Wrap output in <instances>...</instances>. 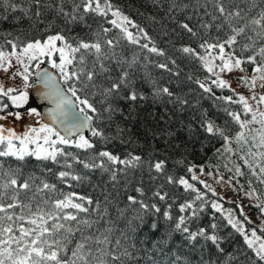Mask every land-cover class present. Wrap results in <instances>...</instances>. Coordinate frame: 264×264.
Masks as SVG:
<instances>
[{
  "label": "snow or ice",
  "instance_id": "obj_1",
  "mask_svg": "<svg viewBox=\"0 0 264 264\" xmlns=\"http://www.w3.org/2000/svg\"><path fill=\"white\" fill-rule=\"evenodd\" d=\"M33 3L39 8L41 0H33ZM10 8L12 12L17 11L15 5H10ZM112 9L113 5L109 0H73L70 11H65L61 6L56 12L69 24L87 27H91L87 24L91 16L104 17L111 12L115 19L109 20L108 23L119 29L123 39L138 45L140 49H146L149 53L165 57L166 62L156 66L172 72L170 65H175V75H179V59L187 58L199 62L208 76L204 81H196L198 87L209 95L218 111L229 117L224 125H221L216 122L218 117L213 113L203 112L200 116V127L206 134L205 138L222 141L223 152L232 153L233 149L229 145L233 140L237 144L248 143V136L242 131L247 130L249 134L258 133V139L257 135L251 136L253 147L264 149V46L257 50L256 41L246 32V29L251 28L256 36L264 41V11L258 14V18L246 20L243 26L232 27V34L223 39L217 38L215 42H209L200 38L196 47L176 48L179 55L172 58L153 44L143 28L122 15L119 10ZM20 11L27 17L25 9L21 8ZM218 11L221 15L225 14L222 5L218 6ZM35 15L39 17L41 13L36 11ZM234 17L245 20L241 11L229 12L226 19L231 20ZM3 19L7 20L8 17L4 16ZM129 26L137 29L139 35L129 31ZM179 27L191 38H198L197 31L188 23L179 24ZM109 31V28L101 27L96 33L98 39L89 42L78 34L67 37L61 30L48 35L43 41L28 42L19 47V51L18 44L12 40L6 39L0 44V72L7 74L12 80L16 77L22 80V85H6L0 82V113H4L0 115V121L9 116H14L16 120L22 119V113H13L9 111L10 107L23 109L31 116L41 115L36 108H25L29 104L27 89L34 86L29 83L32 75L29 67L32 61L43 63L41 58L47 57L50 67L59 73V77L47 69L37 73L40 84L46 89L42 96L53 105L47 113L52 125L41 124L39 128H30L23 135H17L13 130L0 125V158L11 157L22 162L27 157H34L38 161L46 162L44 171L69 189L82 184L88 178L87 174H78L74 166H80L87 172L100 170L102 173H108L115 186L119 184L118 176L127 177L129 169L142 170L146 165L150 179L163 177L165 183L146 189L141 182L139 186H133L130 192L126 190L124 206L118 208V217L124 218L127 231L135 232L147 228L153 236L159 234V239L153 247L158 248L161 253L166 249L171 251L168 245L177 235L192 247L199 245L202 240L205 244L210 243L223 251L215 233L217 223H210L207 227L200 226L195 230L191 227V224L199 219L200 213L210 207L224 215L227 223L244 235L243 225L240 220L234 218L232 210L225 214L220 203L216 200L209 201V193L212 197H218L219 194L211 183L202 178L211 175V172H206L205 165L178 161L184 168V174L179 175L168 169L167 159H148L132 153L122 159L99 147L115 139L104 129L111 125L116 114L124 119L129 118L124 116L120 102L123 101L131 110L137 101L147 99L137 90L138 82L135 77L139 69L136 67V58L133 57L129 61L117 55L114 49L119 44L120 37L104 38ZM242 36L252 41L244 45L251 53L247 57L237 55L234 47L239 43L238 37ZM141 38L148 42L141 43ZM5 44L10 46V51L5 50ZM53 57H58V62ZM89 57L92 59L89 60ZM106 59L113 61L116 67L106 66L103 63ZM13 62L20 65L23 71L16 69L10 72V69L14 68ZM40 63H37V68ZM234 71L238 73L235 86L232 77L225 75ZM111 72H114L115 76L110 75ZM101 75L109 81L107 85L97 82ZM148 81L152 83L154 97L166 96L171 102L182 106L188 103L187 100L176 96L170 87L160 86L156 81H152L151 77ZM242 87L248 89L247 94L240 91ZM80 93H83V96ZM230 105H238L240 110H231ZM242 116L248 118L242 119ZM232 124L237 125L238 129H231L229 126ZM253 124H258L259 129L251 128L250 125ZM85 129L90 132V137L84 135ZM116 129L119 134L126 131L119 125ZM229 131H234V136L227 134ZM68 149L78 151L72 152ZM216 151L221 152V149ZM247 156L252 158V163L256 164L260 175L264 176V152H252L249 149ZM241 159L252 168L248 159L244 156H241ZM48 163L56 165L57 170L48 167ZM235 172L237 176L242 175L239 166L235 168ZM153 173L156 175H152ZM253 175H256L254 170ZM71 181L76 183H70ZM215 182L227 183L223 181V177ZM261 183H264V179H261ZM166 185H171L174 189L180 188L184 193L192 195L177 205L169 191L164 190ZM105 201L111 203L107 196ZM174 207L178 208L176 215H173ZM257 207L261 214H264V206ZM99 208V201L94 202L90 195H81L75 191L65 192L57 183L37 177L34 173L25 175L19 166L9 165L5 168V160L0 159V264H124L122 257L135 259L127 248L118 253L115 249L109 251L96 247L111 243L109 236L114 228V223L110 222V226L104 228L103 232H100L99 227L96 228L100 236L91 231L103 219V216L96 220L91 219L92 213ZM81 213L85 215L81 216ZM239 213L245 221L252 223L242 208ZM104 215H107L106 210ZM122 234L126 235L123 231ZM251 235L255 239L245 236L246 243L249 248H253L256 257L264 262V241L254 247L260 238L255 231ZM115 244L120 246L121 241L116 240ZM152 264H155V260Z\"/></svg>",
  "mask_w": 264,
  "mask_h": 264
},
{
  "label": "trees",
  "instance_id": "obj_2",
  "mask_svg": "<svg viewBox=\"0 0 264 264\" xmlns=\"http://www.w3.org/2000/svg\"><path fill=\"white\" fill-rule=\"evenodd\" d=\"M109 2L113 5L112 11L119 10L122 15L128 16L133 23L148 33L157 48L162 49L166 56L172 58L179 55L176 48L182 46L196 47L200 38L207 39L209 42H215L217 38L223 39L226 35L232 34V27L243 26L246 20L258 18V14L264 11V0H109ZM10 5H15L17 11L12 12ZM219 5L225 8L224 15L218 11ZM61 6L65 11H70L73 7V0H41L39 8H36L33 0H0V44H3L6 39L12 40L18 44L17 50L19 51V47L24 44L34 40L42 41L48 35L61 30H63L62 34L67 37L78 34L85 41L93 42L98 39L96 33L100 31L101 27L109 28L110 31L104 38L120 37L119 44L114 49L117 55L129 61L133 57L136 58V67L139 69L135 77L138 82L137 90L147 99L137 101L131 110L121 101L120 105L124 109V116L129 118L124 119L121 115L116 114L111 125L104 129L108 135L115 137V139L107 145L101 144L99 147L111 151L122 159L127 158L129 153L141 155L148 159H167L168 169L179 175L184 174V168L177 163L178 161L183 160L185 164L191 162L197 165H205L206 172H211L207 181L213 185L217 192L219 189L215 181L218 180V175V177H223V180H230L233 187L237 188V192L248 191L257 197L255 202H250L249 209L244 211L245 215L249 213L254 214V216L262 215L257 205L259 204L258 199L264 201V183H261L264 176L260 175L259 168L256 167L255 163H252V158L247 156L249 149L252 152H264V149L253 147L251 136L257 135L258 139V133L249 134L247 130H242L248 136V143L237 144L233 140L229 145L233 149L232 153L223 152L222 141L205 138L206 134L200 127V116L203 112L213 113L215 117H218L216 122L221 125H224L225 120L229 117L224 112L218 111L214 107V101L198 87L196 81H204L205 77L208 76L199 62L187 58L179 59V75L174 74L177 71L175 65H170L172 72L159 69L156 65L166 62L165 57L149 53L146 49H140L138 45L130 44L126 39H123V34L120 33L119 29L108 23L109 20L113 19L110 12L104 17L93 15L88 18L87 24L91 27L76 26L67 23L63 17L57 15L56 9ZM21 8L27 11V17L20 11ZM36 11L41 13L39 17L35 15ZM234 11H241L245 20L235 17L231 20L226 19L228 13ZM4 16H7L8 19L4 20ZM182 23H188L193 27L198 33V38H191L187 33H184L179 27V24ZM246 32L256 41L257 50L264 46V41L260 40L251 28L246 29ZM238 40L239 43L234 46L237 55L247 57L251 53L244 45L252 41L244 36L238 37ZM147 42L141 38V43ZM4 48L8 51L11 50L7 44L4 45ZM56 59L58 62V57ZM91 59L92 57H89V60ZM43 61L47 62L45 58ZM37 63L39 62H31L29 72L32 73L34 65ZM103 63L109 68L116 67L111 60L106 59ZM97 70H99L98 66ZM109 74L115 76L114 72ZM31 76L29 78L30 84H32ZM149 77L160 86L170 87L176 96L187 100L188 103L182 106L179 103L171 102L166 96L154 97L152 95V83L148 81ZM97 82L104 85L109 83L103 75L98 78ZM217 93L219 94V90ZM80 95L83 96V93ZM97 107H99L98 104ZM229 108L235 111L240 110L238 105H230ZM246 118L248 117L242 116V119ZM117 125L126 131L119 134L116 129ZM229 127L233 130L238 129L235 124ZM259 127L258 125L253 128L259 129ZM227 134L234 136L235 132L229 131ZM86 137H90V135ZM218 148L221 149V152L216 151ZM68 151L77 152L78 150L68 149ZM241 156L252 163V168L244 163ZM0 159L5 160V168L9 165L12 167L19 166L25 175L34 173L37 177L57 183L58 187H62L65 192L75 191L81 195H90L94 202L99 201L100 208L92 213L91 219L96 220L100 216H103V219L91 231L100 236V232L109 227L110 222L114 223V228L109 236L111 243L96 247L106 248L109 251L115 249L118 253L127 248L135 259L122 257L124 264H152L153 260H155V264H264L256 257L253 248L248 247L245 234L241 235L233 229L227 223L224 215L215 212L210 207H206L204 212L200 213L199 219L192 223L191 227L192 230H195L200 226L207 227L210 223H217L218 227L215 233L219 237L218 243L223 251L218 250L210 243L205 244L202 240L199 245L192 247L177 235L168 245L171 251L166 249L164 253H161L158 248L153 247L159 239V234L153 236L147 228H141L135 232L127 231L124 218L118 217V208L124 206L126 190L130 192L133 186H139L141 182L146 189L156 188L165 183L163 177H158L155 180L150 179L146 165L142 170L129 169L127 177L118 176L119 184L115 186L110 181L108 173H102L100 170L87 172L80 166H74L78 174H87L88 178L82 184L69 189L60 185L55 177L44 171L46 162L38 161L34 157H27L22 162L11 157ZM47 166L52 167L54 171L57 170L56 165L48 163ZM237 166L240 167L242 175H236L235 168ZM228 169H232V171ZM253 170L256 175H253ZM152 175L156 174L153 173ZM70 183L75 184L76 182L71 181ZM197 186L202 187L201 185ZM164 190L169 191L170 196L175 198L177 205L192 195L184 193L180 188L174 189L171 185H166ZM105 196L111 203L105 201ZM208 199L220 203L225 214L228 210H232L235 219L240 220L245 226H254L257 233L264 237V230H262L264 226L258 229L255 220L252 221L249 218L252 223H248L240 215L241 203L222 195L212 197L210 193ZM105 210L107 215H104ZM172 211L173 215H176L178 208L174 207ZM80 215L85 214L81 213ZM97 227L100 228V232H96ZM122 231L126 235L122 234ZM116 240L121 241L120 246H116ZM133 245L135 246L133 247ZM105 259L108 258L105 257Z\"/></svg>",
  "mask_w": 264,
  "mask_h": 264
},
{
  "label": "rangeland",
  "instance_id": "obj_3",
  "mask_svg": "<svg viewBox=\"0 0 264 264\" xmlns=\"http://www.w3.org/2000/svg\"><path fill=\"white\" fill-rule=\"evenodd\" d=\"M110 14H111V12H110ZM112 18L115 19V17H113V16H112ZM129 31L133 32L134 35H139V33L137 32V29H134L131 26H129ZM44 58L48 62L47 57H42L41 59L43 60ZM53 59H56V57H53ZM37 62H39V61H37ZM13 63H14V68L10 69V72L15 71L16 69H19V71H21V72L23 71V68L20 65H16L15 62H13ZM48 65H49V63H48ZM225 75L226 76L230 75L232 77V83L235 86L238 73L234 71L231 74L226 73ZM0 82L5 83L6 85H14V84H21L22 85V80L20 77H16L15 80H12L8 77L7 74H4L2 72H0ZM240 91L242 93L247 94L248 89L246 87H242V88H240ZM258 91H261V90L258 89ZM27 92L29 94L30 87L27 89ZM25 108H36V110L39 112L38 104H35V102L32 100L31 94H29V104L26 105ZM9 111H11L13 113H15L16 111H20L22 113V119L16 120L14 118V116H9L6 120L0 121V125H2L6 129L13 130L17 135H23L24 132L28 131L30 128H39L41 126V124H43L42 121L40 120L41 116L28 115L23 109H15V108L10 107ZM3 114L4 113H0V115H3ZM257 126H258V124L250 125L251 128L257 127ZM203 178L207 180L208 176H205ZM217 178L220 179V177H218V175H217ZM223 181H225L227 183L222 182L220 184H217L218 189H219L218 190L219 195H222L223 197H228V198L231 197L235 201L241 203L240 206L244 209V211L249 209L250 202L256 201L257 197L253 196L252 192H248V191L237 192L236 191L237 188L233 187L232 183H230V180H228V181L223 180ZM248 193H251V195H248ZM258 200H259L258 205L264 206V201H262L260 199H258ZM246 216L248 218L252 219V221H254V220L256 221V227L258 229H260L264 226V214L254 216V214L249 213ZM242 225H243V229H244V234H245V236L248 237V239H255L254 237H252L251 234L253 231L256 232V234L260 238V240L256 241V244L254 245V247H258L259 243L261 241H264V237L261 234L257 233V230L254 229V226H251V227L245 226L243 223H242Z\"/></svg>",
  "mask_w": 264,
  "mask_h": 264
},
{
  "label": "water",
  "instance_id": "obj_4",
  "mask_svg": "<svg viewBox=\"0 0 264 264\" xmlns=\"http://www.w3.org/2000/svg\"><path fill=\"white\" fill-rule=\"evenodd\" d=\"M36 65L37 64L34 65V68L32 70L33 75L31 76L32 85L34 86L30 87L29 94H31V98L35 102V104L39 105L38 108H39V113L41 114L40 120L42 121V123L43 124L47 123L49 125H52V121L47 116V113L53 107V105L43 98L42 93L46 91V89L40 84L38 77H37V73L44 69H47L49 72H51L53 75L57 77H59V73L53 68H51L47 62L40 63L39 68H37ZM84 135L88 136L90 135V132L87 129H85Z\"/></svg>",
  "mask_w": 264,
  "mask_h": 264
}]
</instances>
